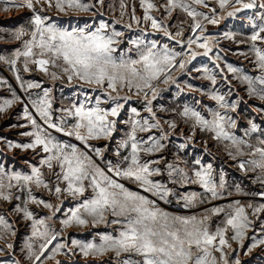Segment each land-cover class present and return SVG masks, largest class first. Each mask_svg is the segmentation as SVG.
I'll return each mask as SVG.
<instances>
[{"label": "snow or ice", "instance_id": "obj_1", "mask_svg": "<svg viewBox=\"0 0 264 264\" xmlns=\"http://www.w3.org/2000/svg\"><path fill=\"white\" fill-rule=\"evenodd\" d=\"M210 5L211 0H164L162 4L154 0H140L144 14L138 17L135 4L129 14L128 4L125 0H119L120 17L129 15V19L137 25L144 23L153 31L162 32L179 48H170L168 44L159 45L155 40H131L136 51V58H132L118 54L124 32L118 31L116 25L121 24V19H114L111 23L101 19L95 26L85 23L83 26L63 27L46 14V9L55 8L64 15L93 13L103 16L101 8L106 7L113 12L117 10L113 0H109L107 5L105 0H5L4 11L15 7L27 8L33 13L28 28L21 27L11 34L12 39L21 42V47L11 59L0 56V62L13 68L21 64V69H16V80L26 94L21 97L9 85L12 98L3 101L0 112L16 103L23 105L24 118L32 127V131L23 134L33 137L30 143L9 142L8 146L33 151L39 148L44 154L39 166H32L30 173L8 172L0 167V200L11 203L15 198L20 201L11 211L22 214L23 219L30 221V235L21 250H26V259L31 264H47L49 260L55 264H69L77 255L84 258L85 264H98L100 258L109 253L112 256L107 264H240L238 256L230 259V254L236 252L230 240L244 247L246 233L253 224L250 216L258 217L259 213L264 212V204L244 205L240 200H234L226 205L205 209L199 216L170 213L160 207L159 202L167 204L171 202L170 197H175L178 202L183 201L185 209H190L206 200L222 199L226 182L222 176L217 182L212 175L211 164L201 165L189 174L185 168L167 163L164 171L167 172L169 184L183 187L198 183L204 189L203 194L191 192L181 195L168 184L155 179L162 174L159 159L144 158L162 152L167 147L165 141L169 133L178 127L175 119L162 122L153 109V101L162 91L160 85L176 83L174 73L185 70L198 55L214 56L215 61L223 58L222 50L217 48L218 41L211 35H205L207 29L204 21L215 25L224 18L223 15L217 16V8L221 13L226 11L228 17H234L242 10H259L258 31L253 32L248 40L257 66L264 73V48L258 46V42L264 44V0L259 3L257 0H216V5ZM200 9H209V12ZM177 10L191 19L190 35L187 37L184 36L183 23L173 25L175 32L169 29L167 21ZM153 12H161V17L153 15ZM252 22L255 25V20ZM124 27L131 29L132 23ZM224 37L235 39L227 32ZM193 45L203 49V52L194 50ZM30 66H35L52 80L66 79L69 83L77 80L94 86L92 90L95 92L99 89L106 100L101 101L97 97L94 106H89L91 98L86 96L84 103L60 108L61 115L54 120L51 88H44L36 81H25L20 75L21 70L31 71ZM226 68L234 74L239 71L231 64H226ZM224 71L218 63L213 70L204 69L203 78L212 85L216 84L218 74L229 84L228 93H219L215 89L210 93L211 99L217 102V109L211 111L210 119L188 106L179 115L189 125L191 136L188 139L196 135L197 129L210 134L217 143H223L225 151L233 160H238L241 170H259L262 174L260 179L264 181V138L253 145L248 139L238 137L231 131L237 126L238 116L234 117L232 113L237 109L240 98H226L232 89L227 76L223 75ZM234 78L247 85L249 97L264 101V75L258 78L248 75ZM33 89L40 91L33 93ZM133 96L142 97L144 111L148 115L141 116L135 107L131 108L132 116L125 122L130 129L116 148L115 154L120 160L113 163L104 155L107 146H97L92 141L112 139L117 118ZM108 102H111V107L101 106ZM249 123L250 128L245 132V137L256 132L264 136V130L254 122ZM50 129L74 138L79 144L58 139ZM153 130H156L155 134ZM139 133L148 135L138 136ZM186 146L179 145L181 149ZM121 148L130 151L123 155ZM245 156L252 158L238 159ZM196 163L199 164V161ZM45 169L50 178H46ZM130 185H135V190ZM40 188L57 200L62 197L77 200L73 207L62 213L59 228L49 221L56 219L62 205L34 195V190ZM259 195L264 198V192ZM30 204L48 209L50 215L38 217L29 208ZM246 209H251V213ZM221 214L223 219L214 231L211 230V217ZM99 224H117L120 228L115 235L100 234L99 242L95 239L83 241L63 237V233L70 228ZM230 230L232 235L229 237ZM261 230L264 232V224ZM15 235L16 229L10 219L0 214V241L4 242L0 244V252L13 248L8 238ZM249 239V253L264 245V236L257 239L254 235ZM58 255L68 259L58 260ZM13 264H20V261L13 260ZM73 264L76 262L73 261Z\"/></svg>", "mask_w": 264, "mask_h": 264}, {"label": "rangeland", "instance_id": "obj_2", "mask_svg": "<svg viewBox=\"0 0 264 264\" xmlns=\"http://www.w3.org/2000/svg\"><path fill=\"white\" fill-rule=\"evenodd\" d=\"M108 2L109 0H105V5H107ZM113 2L116 4L117 10L113 12L106 7L101 8L100 12L103 13V16L99 14L93 15V13H69L68 15H64L62 13H58L55 8L46 9V14L53 18V22H56L58 25L63 27L83 26L85 23H90L95 26L98 25L101 19L106 20L109 23H111L114 19H121V24L116 25V29L118 31L124 32V36L120 38L121 42L118 46V54H125L131 56L132 58H136L135 45H133L130 41L136 39L148 40L149 35H152V39H156V37L153 34H147L144 31H132L131 29H133V27H138L144 23L137 25L134 21L129 19V15L120 17L118 10L119 0H113ZM154 2L158 4L159 0H154ZM125 3L129 6L127 10L129 14L131 13L132 5L135 4L136 16H143L144 13L143 9L140 7V0H125ZM4 7L5 1H0V14L3 13V15H0V40L6 42L17 41L19 43L20 41L12 39L11 34L21 27L28 28L33 13L27 8L15 7H11L8 11H4ZM9 12L12 13V16L10 17L11 19H8L10 16L8 14ZM13 13L16 14V19L13 18ZM223 16L224 18L220 19L218 24L211 25L215 31L213 38L218 41L217 48L222 50L223 58L219 61H215L214 56L206 57L203 55H198L195 60L186 66L185 70L174 73L173 79L176 81V83L170 82L168 85H160V88L162 89L160 93L164 90L167 91V105H165V107L155 109L157 116L162 122L175 119L178 127L175 131L169 133V138L165 141L167 147L162 152L154 154L153 157H144L159 159V166L162 169V174L156 178L165 184H168V187L173 188L174 192L181 195L191 192L203 194L204 189L198 183L187 184L183 187L179 184H169L167 172L164 171V169L167 163H173L185 168L189 171V174H191L193 170L198 169L201 165L206 166L207 164H211L212 175L217 180V182H219L221 176L226 182L224 196L222 199L211 200L210 202L206 200L205 203L196 204L190 209H185L183 207V201L180 200L178 202L177 198L175 197H170L169 199L171 202L167 204L159 202L160 207H162L164 210L177 215L199 216L205 212V209H211L217 205H226L233 202L234 200H240L244 205H247L248 203H252L253 205L263 204L256 200V189L259 187L260 183L257 170H241L238 167V160H233L228 155L227 151H225L223 143H217V141L212 139L211 135L208 133L201 132L199 129H197L196 135L191 139H188V137L191 136L189 125L185 124L183 118L179 115V113L183 111L184 106L181 103V99L178 98L177 95L186 91L188 97L185 99L184 103H187L192 108H195V110L200 111L201 114L205 115L207 118H211V111L217 109V102L211 99L210 93L213 91V89L219 93H228L229 88V84L225 83L222 76L219 74L217 75V81L215 85H212L209 80L203 78L204 69L207 68L209 70H213L215 64L218 63L220 67L225 70L223 75L227 76L232 89L231 93H229L226 98L230 100H236L237 97L240 98V103L237 109L232 113L234 117L238 116L237 126L234 129H231V131L238 137L248 139L253 145H257L258 140L264 138L260 132L249 133V135L245 137V132L250 128V121L254 122L260 127V129L264 130V111L261 110L264 109V101H260L255 97H249L247 85L241 80L234 78L235 76L241 75H248L249 77L258 78L264 75V73H262L257 66L255 55L251 51V43L248 40V37H250L253 32L258 31V27H256V25L260 24L258 10L252 9L251 12L248 13V17L245 18L246 20L239 18V12L234 17H228L226 12L223 13ZM174 18L175 16L171 18L170 23L174 22ZM186 19H188L186 15H181V21H186ZM253 20H255V25L252 22ZM12 21H15V25L8 26V24ZM229 22H237V24L230 25ZM240 22L242 25L239 24ZM128 23H132L131 29L124 27V25ZM226 23L227 30L224 31V29H220V26H224ZM225 32L232 34L235 39L229 40L225 38ZM258 46L264 48V44H260V42H258ZM177 50H179V48H177ZM194 50L197 52H203V49L194 48ZM8 52L10 51L8 50L3 56L11 59L12 57L8 55ZM226 64H231L239 71L235 74L228 72ZM0 68V105L3 104L5 99L12 98L11 89H14L21 97H25L26 94L20 90L11 76L12 74L16 78L15 73L13 71H9L4 65H0ZM196 69H200V71L198 72ZM51 70L52 69H50V71ZM28 73H30V75H28ZM20 75L25 81H36L41 83L42 87L44 88H51L54 120L58 119L61 115L59 112L61 107L67 108L74 104L77 100L78 101L75 104H78V102L80 103L82 98L85 99L86 96L90 98L99 97L101 101H105L106 99V97L101 94L99 89L96 90L98 92L95 94L92 90L94 86L83 84L77 80H73L71 83H69L66 79L52 80L49 76L36 69H32V71L29 72L22 71ZM177 84L179 85V88L177 87ZM9 85L11 86V89L9 88ZM189 85H191V87H189ZM65 86H71L74 87V89H76V87H84V90L82 91H86V96L81 98L78 96L76 98L72 97L71 95H67L65 92ZM39 91V89L32 90L33 93ZM121 94L123 95L124 93ZM133 97H135L134 105H137L135 106L136 109L139 111L143 110L142 97ZM154 104H156V102H153V106ZM101 106L106 107L105 103H102ZM133 107L134 106L131 108ZM126 110H128L127 113ZM129 111L131 114V109H122L119 119L126 116V121H128V117H131L128 115ZM164 114H166V116H163ZM147 115L148 113L142 112V116ZM164 126L166 128L167 124ZM129 129V124L125 123L124 127L120 129V132H118L119 130L116 128V132L113 134L111 140L92 141V143L96 144L97 146L106 145L107 150L104 153L106 159L111 160L113 163H117L120 160V157H117L115 154L117 144L123 138H125ZM29 131H32V127L29 121L24 118L23 105L20 103H16L6 111L0 112V167H3L8 172L30 173L32 166H39V161L44 155L39 148L33 151L32 149L25 150L22 148H10L8 146L9 142L12 144H25L32 142L33 137L23 134ZM49 131L52 133V135L57 136L58 139L79 144V141L74 140V138L65 137L62 133H57L52 129ZM155 132L156 130H153V134H155ZM147 135L148 133L138 134V136L144 137H147ZM181 144H186L187 146L181 149L179 147ZM129 151L130 149H120V152L123 155H127ZM160 157H164V159H160ZM250 158L252 157L245 156L238 159ZM196 161H199V164H197ZM44 171L46 178H50V174L47 173V170L45 169ZM130 186L135 190V185ZM237 187L240 189L239 192H237ZM13 191L15 192V189ZM229 193H231V195H229ZM34 195L39 198L51 200L54 204L62 205L61 212L56 214V219L54 221H49V223H55L57 228L60 227L62 213L77 203V200H74L71 197H62L60 200H57L54 196H51L42 188L35 189ZM85 195H87V193ZM19 202L20 201H16L15 198H13L11 203L0 200V214H5L6 218L10 219V223H12L13 227L16 229V235L8 238V242L13 244V248L7 250L13 252V254H15L19 261H22L23 264H31V262L26 259V250H21L26 238L30 235V221L23 219L22 214L11 211L13 206ZM29 208L33 210L38 217L50 215V211L43 208L42 206L30 204ZM246 210L251 213V209ZM109 219H111V217H109ZM222 219V214L220 216L213 215L209 222L211 225V230L214 231L215 227L221 222ZM250 219L253 221V224L246 233L245 239L243 241L244 247L241 248L237 241L230 240L233 249H236V252L230 254V259L231 257L238 256L240 264H264V245L254 248L250 253L247 252V247L251 243L249 237L255 235L257 239H259L264 236V232L261 230V225L264 223V212L259 213L258 217L250 216ZM119 228L120 226L117 224H99L96 226L89 225L87 227H73L65 231L63 233V237L67 240L78 239L83 241H91L95 239L97 242H99L100 234L110 233L115 235ZM231 235L232 232L230 230L228 236L230 237ZM3 243V241H0V244ZM111 256L112 254L109 253L107 256L100 258L98 264H100V262L107 264V262L111 259ZM14 259L17 260L15 257ZM56 259L64 261L68 258L63 255H58ZM88 259L90 261L92 260L91 257ZM73 261H75L76 264H85L84 258L79 255L73 257L72 261H69V264H73ZM0 264H13V258H6L5 261L0 259ZM47 264H55V262L49 260L47 261Z\"/></svg>", "mask_w": 264, "mask_h": 264}, {"label": "crops", "instance_id": "obj_3", "mask_svg": "<svg viewBox=\"0 0 264 264\" xmlns=\"http://www.w3.org/2000/svg\"><path fill=\"white\" fill-rule=\"evenodd\" d=\"M0 1H5V0H0ZM245 2H249V0H245ZM260 2V0H257V3H259ZM162 3H164V0H159V2H158V4H162ZM214 5H216V0H211V5L210 6H214ZM237 7H239V5H237ZM231 8H229L228 10H230ZM200 10H202V11H205V12H209V9H200ZM256 10H258V9H256ZM259 11V10H258ZM161 12H162V9H161ZM161 12H153L154 14H155V16H157L158 18H160L161 17ZM226 12V11H225ZM249 12H251V10H242V11H240L239 12V18H241V19H244V20H246L245 18L246 17H248L247 15H248V13ZM10 16L8 17V19H11L10 17L12 16V13L11 12H9L8 13ZM14 14V17L13 18H15L16 17V14L15 13H13ZM153 14V15H154ZM0 15H3V13H1ZM181 15H185L184 13H182V12H180L179 10H177L176 12H174L173 13V16H175V18H174V22L173 23H170V21H171V19L169 20V21H167V23H168V26H169V29H170V31H173V32H175L176 31V28L175 27H173V25L175 24V25H180L181 23H183V28H184V36L185 37H187L188 35H190V30H189V25L191 24V19L190 18H188V19H186V21H181ZM220 15H223V13H221L220 12V10L217 8V16H220ZM12 18V19H13ZM7 19V20H8ZM16 19V18H15ZM6 20V19H5ZM4 21V20H3ZM13 22V23H12ZM11 23H9L8 24V26H14L15 25V21H12ZM227 23H228V21H227ZM227 23H226V25H224V26H220L221 28L220 29H224V31H226L227 30ZM230 23V25L232 24H237V22L236 23H233V22H229ZM204 24L206 25V32H205V35H211L212 37H214V33H215V31L213 30V28H212V26L211 25H213V24H209V23H207V21H204ZM240 25H242V23L240 22L239 23ZM132 31L133 30H135V31H144V32H146L147 34H153L155 37H156V39H152L151 38V36L152 35H149V38H148V40L147 39H145L146 41H152V40H155V41H157V43L159 44V45H164V44H168V46L169 47H173V48H178V46L175 44V42L174 41H170L167 37H165L164 35H163V33L162 32H155V31H153L151 28H150V26H146L145 24H142V25H139L138 27H133V29H131ZM221 31V30H220ZM21 47V43L19 42H17V41H12V42H6V41H2V40H0V56H3V55H5L6 54V52L9 50L10 52H8V55L9 56H11V57H13V54H14V52L18 49V48H20ZM194 48H196V46L195 45H193V49ZM227 57V56H226ZM0 65H4V66H6L7 68H8V70L9 71H13L14 73H15V75H16V69H21V64H17L16 66H15V68H13L12 66H10L9 64H7V63H4V62H0ZM31 67V69H36V67L35 66H30ZM1 69V68H0ZM6 70V69H5ZM36 70H38V69H36ZM32 71V70H31ZM22 72V70L20 71V73ZM32 73V72H31ZM11 74V73H10ZM28 75H30V73H28ZM11 76L13 77V80H14V82H16V84H17V86L19 87V81H17L16 80V78L11 74ZM20 88V87H19ZM84 87H81V88H79V87H76V89H74V87H71V86H65V89H66V94L67 95H71L72 97H78L79 96V98H81V97H85L86 95V91H82V90H84L83 89ZM21 90V89H20ZM22 91V90H21ZM188 91V90H187ZM189 91H191V90H189ZM23 92V91H22ZM96 92H98V91H95L94 93L96 94ZM166 93H167V91H163V92H161V93H159V95L157 96V99L156 100H154L153 102H156V104H154V106H153V109L155 110V109H157V108H160V107H165V105H167V101H166ZM94 94V95H95ZM83 95V96H82ZM93 95V96H94ZM68 97V96H67ZM177 97L178 98H180L181 99V103L183 104V106L185 107V106H188V107H190V108H192L189 104H187V103H184V101H185V99H187V97H188V95H187V93H186V91L185 92H181L180 94H178L177 95ZM97 98V97H96ZM95 97L94 98H91V100L90 101H88V104H89V106H94V103H95V99H96ZM135 97H132V99L130 100V101H128V103H126L125 104V106H124V109L126 108V109H131V107L132 106H137L136 104L134 105V102H135V99H134ZM106 100V99H105ZM78 101V100H77ZM77 101L75 102V103H77ZM83 101H85V99L84 98H82V101H80V103H84ZM169 102V101H168ZM78 104H79V102H78ZM156 105V106H155ZM105 106L106 107H111L112 105H111V102H108V103H105ZM142 107L144 108V106L142 105ZM155 107V108H154ZM198 107V106H197ZM196 107V108H197ZM61 108H63V107H61ZM65 108V107H64ZM136 108V107H135ZM139 111V110H138ZM128 112V110H126V113ZM140 112V114H141V116H142V112H145L144 111V109L143 110H140L139 111ZM128 115H130V116H132L131 114H130V111H129V113H128ZM163 116H166V114H164ZM129 118L130 117H128V121H129ZM134 118V117H133ZM126 120H127V117L125 116V117H123V118H117V130H119L118 132H120L121 130L120 129H122L123 127H124V124H125V122H126ZM122 126V127H121ZM257 175H258V177H259V179H260V176L262 175L260 172H259V170H257ZM155 179H158V178H156L155 177ZM262 192H264V181H262L261 179H260V183H259V187H257V189H256V200L260 203H263L264 204V198H262L259 194L260 193H262ZM263 222V221H262ZM264 224V223H263ZM14 257L15 258H17V260L19 261V259H18V257H16V255L15 254H13V252H11V251H9V250H7V251H5V252H0V259H2V261H5V259L7 258V259H12L13 258V260H15L14 259ZM264 263V262H263ZM20 264H23L22 263V261L20 262Z\"/></svg>", "mask_w": 264, "mask_h": 264}]
</instances>
